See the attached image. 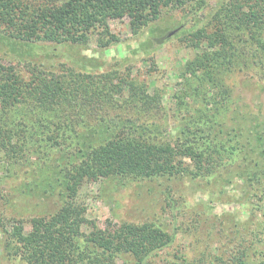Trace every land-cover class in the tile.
Masks as SVG:
<instances>
[{"label": "rangeland", "instance_id": "1", "mask_svg": "<svg viewBox=\"0 0 264 264\" xmlns=\"http://www.w3.org/2000/svg\"><path fill=\"white\" fill-rule=\"evenodd\" d=\"M68 1L22 0L31 12ZM238 2L253 5L243 4L246 0H197L184 8H165L137 35L128 18L110 20L119 42L106 47L99 46L96 33L88 45H76L27 43L0 30V62L14 66L24 82L41 72L44 90L69 78L58 104L28 97L7 115L0 108V129L10 130L7 135L12 137L9 141L6 135L2 142L7 146H0V264H26L6 252L7 230L21 221L30 231L32 218L59 211L66 199L65 167L81 160L91 145L134 129L154 142L177 145L187 138L190 144L202 145L213 126L223 141L239 135L228 147L247 143L251 130L263 134V141L242 147L240 154L222 151L225 164L198 177L89 181L81 188L80 200L88 208L87 218L103 229L150 223L171 234L172 245L146 264H264V176L256 187L249 179L256 169L250 168L252 158L264 163V58L250 56L248 66L244 58L237 59L234 68L210 77L224 86L225 97L219 94L221 87L208 94L199 88L198 97L209 95L207 103L191 98L193 88L200 86H188L184 76L191 61L214 51L206 42L194 47L188 34L201 28L213 33L224 25L241 31L236 20H226L227 9ZM173 31L177 33L169 37ZM254 31L264 37L263 27ZM162 37V44L153 42ZM250 42L251 48L260 49ZM84 232L89 234L91 228ZM253 234L259 235V242ZM83 247L90 248L84 264H139L130 253L111 259L91 245Z\"/></svg>", "mask_w": 264, "mask_h": 264}, {"label": "trees", "instance_id": "2", "mask_svg": "<svg viewBox=\"0 0 264 264\" xmlns=\"http://www.w3.org/2000/svg\"><path fill=\"white\" fill-rule=\"evenodd\" d=\"M196 1L69 0L59 7L31 12L23 5L22 0H0V30L6 31L11 38L27 43L42 41L76 45H88L91 36L96 33L99 46L106 47L119 42V37L111 32L110 20L128 18L133 34L137 35L143 27L159 19L165 8H184L190 2ZM249 2L253 5L245 7L238 2V5L227 9L229 13L226 20L228 19L229 23L236 20L241 31L227 30L225 27L227 25H224L213 33L207 31V28H201L188 34L193 38L194 47H200L206 42L214 49L197 55L198 57L185 68L186 84L191 87L192 82L194 84L198 82L200 86L193 88L191 98L197 97L207 103L209 95L198 97L199 88L204 94H208L209 90L215 92L216 87H221L222 91L219 94L225 97L224 86L215 78L210 80V77L234 68L237 59L244 58L245 66H248L250 56L264 58V37L260 31H254L258 26L264 28V0H246L243 4ZM202 6L203 1L198 3V7ZM227 7L225 4L221 11ZM175 32L177 33L173 31L168 36ZM250 34V39L257 42L260 49L251 48L250 39L247 38ZM164 39L165 37H162L153 42L162 44ZM40 74L41 72L37 76H32L30 83H27L21 79L14 66L8 67L0 62L2 114H9L28 97L34 98L37 102H53L52 104H58V99L62 100L63 84L64 80L69 79L68 76L63 79V84L57 82L52 88L46 85L43 90L41 85L45 78L42 79ZM71 94L77 96L74 92ZM214 129L213 126L211 130H207L209 135L202 145L190 144L191 141L187 138L177 145L154 142L145 139L142 133L139 135L135 129L127 134L119 133L105 143L91 145L81 160L65 167L66 199L59 211L50 217L32 218L30 231H26L21 221L13 225L7 230L6 252L12 257H20L26 264H84L90 259V248H84V244L101 250L103 255L111 259L118 254L130 253L139 264H146L151 257L172 245L174 237L150 223L140 225L124 223L112 229L99 227L95 221L87 218L88 208L80 200L81 188L86 182L101 178L135 179L160 175L172 177L181 174L198 177L225 164L222 151H229L232 155L237 151V154H240L243 152L242 147L260 146L263 141V134L251 130L247 143L237 141V144H230L228 147L227 144L236 141L239 135L231 134L227 142L218 138ZM234 131L236 129H233ZM8 132L10 130L0 129L2 147L7 146L2 140H6L7 136L9 141L12 139L7 135ZM239 149L241 151H238ZM262 153L264 154V149ZM247 156L245 154L246 160L249 159ZM186 159L190 162H186ZM249 165L250 168L256 167L253 176L249 178L251 184L256 187L262 184L264 163L260 164V160L253 157ZM88 226L91 228L89 234L84 232V228ZM252 237L254 241L259 242V235L253 234ZM247 257L249 255L245 248V259Z\"/></svg>", "mask_w": 264, "mask_h": 264}]
</instances>
